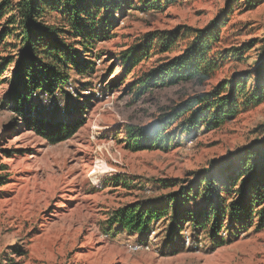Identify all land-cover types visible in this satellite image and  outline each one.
Returning a JSON list of instances; mask_svg holds the SVG:
<instances>
[{
  "label": "rangeland",
  "instance_id": "rangeland-1",
  "mask_svg": "<svg viewBox=\"0 0 264 264\" xmlns=\"http://www.w3.org/2000/svg\"><path fill=\"white\" fill-rule=\"evenodd\" d=\"M153 1L129 0L119 5L114 17V1H107L94 20L99 34L91 53L75 45L89 67L81 73L72 69L64 91L55 97L33 95L32 103L41 110L66 120L71 118L68 102L78 99L85 106L76 113L83 119L81 128L55 144L25 125L7 100L19 21L8 19L15 11L0 20V30L8 29L0 42V264H264V226L257 218L225 228L221 245H213L204 230L194 232L188 223L175 228L169 240L171 211L168 219L153 222L146 236L109 232L108 222L117 209L164 203L179 189L169 186L171 180L195 181L196 173L210 169L214 161L264 139L263 101L216 128L200 126L182 133L179 126L187 112L168 125L170 146L138 151L129 147L128 126L159 124L194 97L215 92L220 84L253 74L264 64V0ZM45 18L65 29L66 42L80 40L62 10H51ZM215 20L224 22L216 50L222 58L227 53L238 56L221 61L208 78L146 90L136 85L187 43L180 41L175 50L154 54L133 68L122 62L124 51L152 31L206 28ZM200 202L188 207L196 209Z\"/></svg>",
  "mask_w": 264,
  "mask_h": 264
},
{
  "label": "trees",
  "instance_id": "trees-1",
  "mask_svg": "<svg viewBox=\"0 0 264 264\" xmlns=\"http://www.w3.org/2000/svg\"><path fill=\"white\" fill-rule=\"evenodd\" d=\"M107 1H114L110 14L114 17L119 5L129 0H0V20L9 11H15L16 14L8 19L19 21V44L7 100L14 103V109L25 125L52 144L72 137L81 128L83 119L78 118L76 113L81 114L85 106L78 99L74 103L68 102L67 116L71 118L66 120L58 113L41 110L32 103L31 98L35 93L41 99L55 97L58 91H64L72 69L81 73L89 67L90 61L79 57L75 45H80L85 53H91L92 41L99 34L94 20L102 7L107 8ZM158 1L161 0L152 3ZM255 2L251 3V7L255 6ZM147 5L152 4L148 2ZM56 9L68 16L72 33L81 37L80 40L66 42L63 37L65 29L48 22L46 14ZM222 24L223 21L215 20L206 28L152 31L135 47L124 51L121 60L127 68H133L154 54L175 50L180 45L178 42L186 41L187 45L180 54L164 58L161 64L147 71L136 85L146 90L181 80L211 77L221 61L238 56V53H227L222 58L216 50ZM7 30H0V42ZM2 66L0 64V76ZM251 80L253 83L248 87L247 83ZM263 101L264 64H261L253 74L233 77L220 84L215 92L194 97L175 116L159 124L150 127L128 126V145L136 151L165 148L171 145L173 138L167 131L168 125L187 112V118L179 126L182 133L197 130L200 126L216 128L228 117ZM211 165L210 169L198 171L195 181L184 183L171 180L169 186L174 185L179 189L167 195L164 203L140 202L117 209L108 222L109 232L127 231L140 237L146 236L151 231V224L161 218L168 219L170 211L169 224L173 230L168 231L169 240L173 238L175 228L181 229L184 223H188L194 232L204 230L213 245L226 242L221 232L238 223L252 222L257 218V223L264 226V139ZM116 181H119L118 177ZM127 182L124 180V183ZM197 201H201V205L196 209L188 207ZM256 205L259 208L256 209ZM225 220L231 226L228 227Z\"/></svg>",
  "mask_w": 264,
  "mask_h": 264
}]
</instances>
